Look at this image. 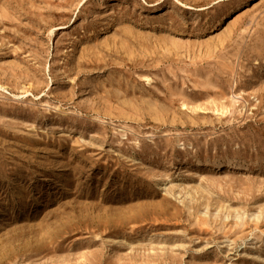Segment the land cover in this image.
I'll use <instances>...</instances> for the list:
<instances>
[{
  "label": "rangeland",
  "instance_id": "374dc122",
  "mask_svg": "<svg viewBox=\"0 0 264 264\" xmlns=\"http://www.w3.org/2000/svg\"><path fill=\"white\" fill-rule=\"evenodd\" d=\"M0 264H264V0H0Z\"/></svg>",
  "mask_w": 264,
  "mask_h": 264
}]
</instances>
